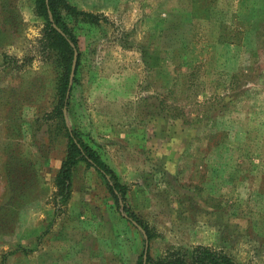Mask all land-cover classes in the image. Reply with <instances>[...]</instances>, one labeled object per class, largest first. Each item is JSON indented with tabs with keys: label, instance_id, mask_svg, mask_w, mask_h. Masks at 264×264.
Segmentation results:
<instances>
[{
	"label": "rangeland",
	"instance_id": "obj_1",
	"mask_svg": "<svg viewBox=\"0 0 264 264\" xmlns=\"http://www.w3.org/2000/svg\"><path fill=\"white\" fill-rule=\"evenodd\" d=\"M67 1L99 17L72 24L69 125L128 186L150 257L190 262L204 245L264 264V0H213L209 15L193 0ZM58 59L36 0H0V264H139L144 234L101 174L81 164L65 207L49 185L67 149L50 110ZM11 146L39 174L17 200L1 171Z\"/></svg>",
	"mask_w": 264,
	"mask_h": 264
},
{
	"label": "trees",
	"instance_id": "obj_2",
	"mask_svg": "<svg viewBox=\"0 0 264 264\" xmlns=\"http://www.w3.org/2000/svg\"><path fill=\"white\" fill-rule=\"evenodd\" d=\"M37 11L38 13L45 17L47 21V36L49 39V45L54 48L59 54L60 59H58V68H59V83L55 87V98L50 106L52 110L51 114H54L59 119L60 130L62 131L64 140L66 141V155L62 161L61 167L54 178L55 187L58 190V196L61 200V204L67 203L71 195L72 182L74 177V169L81 163H86L89 167H94L107 181L110 192L112 193L116 203L120 208L127 211V219L129 221L136 222L139 226H142V223L139 219L133 214L129 207V202L127 201V191L128 186L121 183L116 171L110 167L108 162L105 160L101 152L85 142L80 133L71 128L69 123L65 119V109L70 112L71 107V97L72 89H70V75L72 71L73 61L75 50L78 49V60L76 67V77L75 81L78 80L77 76L79 74V69L81 65V52L79 49V37L73 29L72 24L75 22L97 24L99 22V17L93 15L92 13H87L79 11L76 7L70 5L67 0H36ZM203 0H193L192 12L195 15L198 13H204V15H209L211 12L212 5L215 4L213 0H209L207 5L201 8ZM204 4V3H203ZM213 9V8H212ZM259 14V13H258ZM257 14V15H258ZM51 16L53 21H51ZM255 17L256 12L253 10L249 14H246L245 17ZM56 25L61 32L54 26ZM235 36V34H234ZM225 36L220 38V41L226 42ZM230 41H233L230 39ZM230 41L228 44H231ZM239 74L232 73L230 79L240 78ZM233 84V83H232ZM234 85L237 83L234 82ZM231 87V86H230ZM17 133L14 136L17 145H21L19 141L23 140V132L20 128H16ZM16 145V144H15ZM3 166L2 173L3 178L6 182L7 197L10 200H17L20 196H24L25 188L28 186V183L32 182L34 175L39 176L38 173L34 172L31 174L30 178H27L28 171L24 168L28 167L30 169V162L25 161L21 151H17L14 147H8L3 152ZM36 160L34 165L38 166L40 169V161L44 156L36 155ZM32 171V170H31ZM33 172V171H32ZM15 174V175H14ZM14 175V176H13ZM32 187V186H31ZM19 197V198H18ZM17 198V199H16ZM20 201V200H19ZM15 202V201H14ZM9 201L7 202L8 207ZM0 206V212L3 214L4 210ZM19 206V205H18ZM25 205H20L18 211L16 212V221L18 219L19 211L23 209ZM8 209H6V212ZM6 214V213H5ZM3 214V215H5ZM3 217H6L5 220H10V217H7V214ZM148 237L151 238V234H148ZM144 253L141 254L139 264H143ZM147 263L151 264H239L233 258L218 253L212 250L208 246L199 245L193 251V256L190 262L183 259L175 260H165V261H154L148 254Z\"/></svg>",
	"mask_w": 264,
	"mask_h": 264
},
{
	"label": "water",
	"instance_id": "obj_3",
	"mask_svg": "<svg viewBox=\"0 0 264 264\" xmlns=\"http://www.w3.org/2000/svg\"><path fill=\"white\" fill-rule=\"evenodd\" d=\"M51 21H53L52 16H51ZM54 26L61 32V30L56 25H54ZM77 60H78V52H77V50H75L74 61H73L71 75H70V89L72 87V83H73L75 72H76ZM64 113H65V119H66L67 123H69L67 109H65ZM133 223L135 225H137L142 230V232L144 234V237H145V240H146V246H145V252H144V263H143V264H146L147 263V258H148V248H149L148 235L146 234V232L136 222H133Z\"/></svg>",
	"mask_w": 264,
	"mask_h": 264
},
{
	"label": "crops",
	"instance_id": "obj_4",
	"mask_svg": "<svg viewBox=\"0 0 264 264\" xmlns=\"http://www.w3.org/2000/svg\"><path fill=\"white\" fill-rule=\"evenodd\" d=\"M103 10H105L104 8H102L101 9V11H103ZM149 105H150V103H148ZM148 104L146 103V106H148ZM64 159V158H63ZM63 161V160H62ZM61 164H62V162H61ZM61 164H60V167H61ZM81 164H83V163H81ZM81 164H79L75 169H74V175L75 174H77V170H78V168H79V166L81 165ZM86 164V163H85ZM87 165V164H86ZM60 167H59V169H60ZM89 167V166H88ZM90 168H93L96 172H97V174H100L94 167H90ZM59 169H58V171H59ZM58 173V172H57ZM57 173L55 174V176L57 175ZM55 176H54V178H55ZM74 178V177H73ZM73 184L74 183H72V188H71V195H70V197H69V200H68V202L67 203H63V204H60V205H62L63 207H65V206H68V203H69V201L71 200V198H72V193H73V190H74V186H73ZM49 185H53L54 187H55V183H54V179H53V184H49Z\"/></svg>",
	"mask_w": 264,
	"mask_h": 264
}]
</instances>
